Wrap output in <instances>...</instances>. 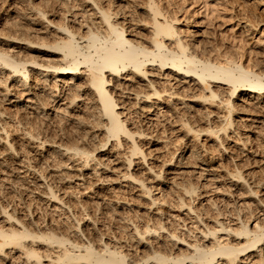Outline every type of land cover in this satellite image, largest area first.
Here are the masks:
<instances>
[{"label": "bare ground", "instance_id": "6f19581e", "mask_svg": "<svg viewBox=\"0 0 264 264\" xmlns=\"http://www.w3.org/2000/svg\"><path fill=\"white\" fill-rule=\"evenodd\" d=\"M84 1L89 2L88 5H90V9L92 10L91 16L94 17H88L86 15V18H80L81 20L79 19L80 21L78 20L76 23L78 29L74 28L73 25L71 26L65 23L67 20L66 16L69 14L66 12L67 10L65 11L66 14H63L62 21L54 22L47 18L46 11H42L38 8L35 10V7H32V9L36 11L35 18L32 20L37 21L39 25L37 30L34 28L38 31L36 33H39L38 38L36 37L37 40L29 37L31 33L26 37V32L24 33L26 40L23 36L19 38L20 35L14 37V39H22L21 41L24 39L27 41L26 46L28 45L35 48V51L40 53V56L34 55L27 58H17L8 53L6 51L7 49L5 51L3 49L0 50V91H4V99L8 100L6 102L11 104L10 106L16 105V108L20 110L29 109V113L38 112L45 115V111L43 112V110L47 108L48 102L41 103L40 106L38 102L39 100L42 101L40 98H44L45 101L49 98L54 104L59 102L54 109H52L53 113L59 115L64 113L65 110H68V108L74 107L75 103H77L76 101L80 100L79 98L82 95L88 94L91 97V104L88 109L94 116L95 126L98 131L100 130L99 134H102V140L97 142L99 144L97 146L95 145L96 147L94 146L92 149H86L76 144L72 146H68L67 144L64 146L60 144L59 141V144H54L42 140L38 142L40 144L38 148H43L44 145H47V155L49 156V154H51L52 156L53 154L60 157L62 159L61 164L63 169H67L69 163L76 161L78 163V167L76 166L79 168V170L77 169L78 171L90 170L91 172H89L94 174L97 173L101 166L107 170L112 169L107 163L109 161V154L107 153L110 152V148H116V150L118 149L117 151H119V148L121 149V147H123V153L121 155L123 158L120 157L119 153L118 156L116 155L117 153L112 151V153H115L114 155H116L115 157L119 162L123 161L121 165H124L125 168V171L118 177L128 178L127 184H132L135 181L137 183L136 185L139 186V191L142 193L141 196L148 199L149 203L152 205L156 203V200L160 201L158 196L153 197L151 194L153 186H149V184L145 183V179L138 177L136 173L130 171V167L134 163L136 164L139 159L144 164V162H147L148 158L141 142H139L140 139L144 140L148 133L143 131V129L133 128L134 124H132L133 122L131 121V123L129 119L130 113L143 114L144 116L142 117L146 118L149 123L156 122L159 117H163V119L166 117V121L169 119L173 121L175 129H183L185 135L191 134L192 137L197 138L201 133L208 135L212 141H217L218 146L222 147L223 150L226 149L223 147L224 139H229L240 151H251L252 147L246 146V144L251 141V138L247 133L241 132L243 116H238L239 121H234L232 116L234 113H242L252 117L258 116L253 120L255 122L254 124L258 122L260 125V123L264 122V115H262L264 114V69H254L252 68L254 64H251L252 66L249 65V63L244 64L241 62L242 59L240 56L234 58V55H230L231 53L228 54L227 52L230 50L226 53L222 51V53L216 47H206L203 42H200L201 39L200 41L199 39H195L191 42L192 37H194V31L188 28V30L181 29L179 25L181 23L189 24L194 22V13L188 12V8L192 2H188L187 0H177L176 3L174 0H138L137 2H135L136 0H107L109 3L107 6L106 2V5L103 4V0ZM207 1L208 0H205L204 2L203 0L204 4H206ZM193 3L195 2L193 1ZM74 5L76 6V3ZM134 6L136 7V11L133 8H128ZM221 6L223 5L221 4ZM84 14L85 13H83V15ZM35 21L31 22L33 23ZM247 21L248 20L240 21L243 22L241 28H245L249 25ZM125 23H127V26ZM237 23L239 22L237 21ZM47 36H50V40L44 39ZM3 38L0 37L1 40L5 41ZM8 39H10V36ZM43 54L46 56H42ZM38 57L40 59H38ZM26 63L30 64L27 65ZM36 76L41 77L38 78ZM135 77H137L138 80L134 81L136 82L134 84L131 81L135 79ZM170 81L173 82L171 83ZM169 82L172 85H166L167 83L169 84ZM221 85L226 89L224 90L223 88L222 90V88H220ZM12 86L17 87L16 89L18 91L11 92L9 88ZM233 99H237L239 102H234ZM189 102H192V104ZM196 104L200 107L204 105H209L211 107L215 106L223 110V114H221L222 116H220L218 123L215 121L214 123L210 120V114L213 112H211V110L209 111V109L206 110L205 106L202 113L205 116L204 118H206V125L203 128H195L194 125L191 124V117H193V113L197 109L194 107ZM176 105H179L178 108L184 107L185 109L183 108L184 110L180 112V109H178L179 111L177 110ZM248 106L251 107V111H249ZM38 108H41L40 111ZM127 109H129L130 112H127ZM4 110L2 111L3 113ZM72 111H76V109H72ZM2 112L0 110V113ZM8 112L5 111V114ZM72 115L76 124L82 121L81 118L83 116L79 119L76 117L77 114ZM19 119L20 121L18 122L22 125L25 116L22 115ZM153 120L155 121L152 122ZM249 124L251 125V123ZM2 130L3 135L1 133L0 142L5 143L4 146H6V151L9 150L12 152L14 149L13 142L8 141L11 134L8 133L7 129L2 128ZM26 130L24 128L20 133L24 138L31 139V137H33L32 134L28 132L29 130ZM38 140L36 139V141ZM51 141L52 140H50V142ZM109 141H111L110 143H112V145H109L110 147L107 148V152L98 155L97 153L99 151L104 150L103 148L101 149V147L106 146ZM182 141L183 139L179 142V145L173 149L171 157L168 159V164H166L164 160L165 162H162L161 166L166 165L169 167V170L174 167L176 169L180 167L179 165L182 164L180 162L183 156L180 153ZM9 153L7 152V154ZM199 153L200 151L197 152L193 147L187 155L198 158ZM104 155H108L104 158L108 160L107 162L101 157ZM134 158H137L136 161ZM145 169L151 172V177L153 179L160 178L162 181L166 180L161 169L154 170L149 164H145ZM204 170L205 169L201 166L199 167V171H196L195 174L199 177L203 174L202 171ZM181 172L182 171L174 173V175H181ZM79 174H81L80 179L82 178L81 176L84 177L82 172ZM226 174L227 176L229 175L233 183L240 184L242 182L245 184V195L243 194L245 197L252 198L253 194V197H255V195L257 196L258 189H253L249 183L250 181L247 182L243 172L239 169H233ZM182 178H184V176ZM182 178L176 181L173 175L169 176L168 180L171 186L169 185L168 188L171 189L173 187L172 189H174L176 194L175 206L178 208L187 206V211L191 212L194 207L192 209L190 203L193 202L190 200L194 201L196 196L199 195L198 189L208 186V184H210L208 181L216 179V177L208 173L206 179H203V177L201 182L188 184L182 182ZM215 189L218 190V188ZM49 192L53 199L58 198L55 192ZM161 194L165 196L163 191ZM161 194L159 193V196ZM210 199L212 198H209V200ZM262 199L258 197L256 204L262 206V211L264 213V201H262ZM119 201H117V199L115 200L116 203ZM187 201L190 202L187 203ZM242 201L245 202V200ZM102 202L104 201L102 200ZM210 202L214 203L212 205H216L214 201ZM58 207L61 208V206ZM158 211H160V208H158ZM4 213L7 214V218H13L15 223L13 222V224L7 228L0 226V254L5 253L4 250L6 247H14V249L21 251V255H24L23 257H25L28 264H44L42 263L44 260L42 259L43 256L49 257V260L46 257L49 264H135L136 262L127 260V254L121 250L120 246L111 245L107 240L106 242L101 241L100 246L96 247L91 240H79L80 242H78L76 239L77 242H73V239L70 240L65 235H55L51 230H36L37 232L33 233L34 231L31 230V232L15 215L13 216V214L9 212ZM234 214H232V216ZM240 214L241 212L238 210L236 216H233L229 220L228 218H226L227 220L215 219L212 226H210L206 223L204 224L202 222L203 220L201 221V217H199L200 214L198 215L197 212L195 217H193L197 221L200 220L203 227L197 228L198 233H200L199 237L196 238L195 235V238L191 241L180 236L179 234L181 233H176L174 230L172 231L167 227L166 233L160 234L161 232H159V230L157 231V229H164L165 227L162 225V222L159 221V227L152 230L154 238H159L160 235H164L162 236V238H165V240L163 239V243L166 241L172 243L174 246L176 244H181V246H176L178 250L176 253L168 252V254L162 252L158 247L159 245L157 246L158 248L151 247L150 254H147L144 259H141V261H138L136 264L146 263L149 259H152L154 264H240L244 262L249 264H264V216L254 218L250 216L251 219L248 216L247 218L249 219H243ZM66 215L67 214H65V216ZM66 218L67 216L65 219ZM65 222L67 223V221ZM68 224L70 226L67 228L71 235L75 234L78 237H82L79 235L81 232H79L77 225L75 226L74 223V225ZM195 226L197 227V225ZM146 227L149 226L147 225ZM133 229L138 228L133 227ZM149 229H145L148 234H150ZM145 231H141L143 235ZM132 232H134V230ZM141 232L137 231L132 233L133 235L131 234L135 242L137 241L140 243V241L146 239ZM28 238L30 240L28 242L30 243L27 242ZM36 240H38V242H44V244L49 247V249L47 247L46 249L50 250V252L53 250V254L48 252H46V254L43 252L44 254L42 255L39 253V251H37L38 248L33 246ZM252 256H254L253 260L251 258Z\"/></svg>", "mask_w": 264, "mask_h": 264}, {"label": "rangeland", "instance_id": "374dc122", "mask_svg": "<svg viewBox=\"0 0 264 264\" xmlns=\"http://www.w3.org/2000/svg\"><path fill=\"white\" fill-rule=\"evenodd\" d=\"M63 1L65 2V4ZM137 1L138 0H136L135 2ZM176 1L177 0H174L175 3ZM187 1L192 2L190 7L188 8V12L194 13V22L189 24L181 23L179 27L181 29H189L194 31V37H192L191 42H193L195 39H199V41L201 39L200 42H203L206 47H216L221 52L225 51L224 53L230 50L227 53H231L230 55L232 56L234 55V58H238L240 56V58L242 59L241 62H243L244 64H254L253 66L251 65L252 68H259L262 70L264 69L263 0H208L209 2L207 1V3L209 4L206 3L207 5L204 4L205 0L204 2L203 0ZM193 1L195 3H193ZM103 2V4L105 5L107 3L108 6L109 3L107 0H103ZM75 3L76 6L74 5ZM88 4L89 2H86L84 0H0V37H4L3 39L5 40L3 41L0 39V50L3 49L5 51L7 49L6 51L8 53L14 55L17 58H27L34 55L40 56V53L35 51V48L28 45L26 46L27 41H25V36L28 37L30 33L31 35L29 37H31V39L35 38L37 40L39 36V33H36L38 32L36 30L39 28V25L37 21L32 20L33 18H35L36 8L42 11H46L47 18L54 22L62 21V17L67 12L69 14L66 16L67 20L65 21V23H67L68 25L70 24L71 26L73 25L74 28H77L76 23L80 18H86V15L88 17H94L91 16L92 10L90 9V5ZM221 4L223 6H221ZM33 6L35 7V10L32 9ZM134 7L128 8H133L136 11V7ZM60 8L63 9L61 10ZM73 9L75 11V14ZM83 13L85 14L83 15ZM31 14L34 15L32 16ZM241 20H248L247 23L250 25V27L248 25L245 28H241L243 24V22H240ZM31 21L35 22L32 23ZM237 21L239 23H237ZM125 25L127 26V23H125ZM18 35H20L19 38L22 36L25 38V40L23 39L24 42L21 41L22 39H14V37H18ZM9 36L10 39H8ZM47 37L44 39L50 40V36ZM23 44L25 45V47ZM42 56L46 55L43 54ZM38 59L40 58L38 57ZM36 77L40 78L41 76ZM137 80L138 78L135 77V79H132L131 82L135 84L136 82L134 81ZM170 82L172 83L173 81ZM170 82L166 85H172ZM12 87L9 88L11 92L18 91L16 89L17 87ZM220 88H222V90L223 88L224 90L226 89L225 87H223V85H221ZM1 92L2 91H0V110L1 112L4 109L5 110L4 113H0V136L1 133L3 135L2 128L7 129L8 133L11 134H9V138L7 137L8 141L13 142L14 146L12 152L9 150L6 151V146H4L5 143L0 142V211L2 210L0 212V226H2L3 228L9 227L14 222L13 218H7V214L4 213L9 212L13 214V216L15 215L17 219L21 220L30 231H34L33 233H36L38 230H51L53 233H55V235H65L70 240L73 239V242H77V240L78 242H80L79 240H91V242L93 241L92 243L96 247L100 246L101 241L106 242L107 240L109 243H111V245H115L117 247L120 246L121 250L125 254H127L126 259L132 262L136 261V264L138 261H141V259H144L147 254H150L151 247H159L162 252L168 254V252L176 253L178 251L176 246H181V244H176L174 246L172 243H168L166 241H164L163 243V239L165 240V238H162V236L164 235H160L159 238H154L152 230H155L159 227V221L162 222V225H164L165 227L164 229H157V231L159 230V232H161L160 234H165L167 227L172 231L174 230L176 233H181L179 234L180 236H183L186 240L191 241L195 238V235L196 238L199 237L200 233H198L197 228L203 227V224H201L202 222L204 224L206 223L207 225L212 226L215 219L219 218V220H227L226 218H228L229 220L233 216H236V212L238 210L241 212L240 215L243 219H251V217L254 218L264 216L262 206L256 204L258 197L259 199L263 198L262 201H264V122L260 123V125L258 122L254 124L255 122L253 120H255V118L258 116L252 117L242 113L233 114L232 118L234 119V121H239L240 115L241 117L243 116V123L240 121L241 132L243 131L244 133H247L251 138V141L246 144V146L252 147L251 151H240L239 148L233 145V142H231V140L229 139H224L223 147H225L226 149L223 150L222 147L218 146L217 141H212V139L208 135H204L201 133L198 138L192 137L191 134L185 135L183 129H175V124L173 123V121L171 119L166 121V117L164 119L163 117H161L162 119L159 117L156 122H154L155 120H153L152 122H154V124L149 123L146 118H143V114L139 115L138 113L134 112L130 113L129 119L130 122L132 121L133 123H131L134 124L133 128L143 129V131H146V133H148V135H146L145 137L146 139L144 138V140H139L144 151H146L148 155L147 162H144L143 164V162H141V160L139 159L136 164L134 163L130 167V171L136 173L138 177L145 179V183L149 184V186H153L151 194L153 195V197L158 196L160 201L162 202L156 200V203L152 205L149 203L148 199H145L141 196L142 193L139 191V186L136 185L137 183L135 181L132 184H127L128 178L118 177L125 171V168L124 165H121L123 161L119 162L115 156H119L120 154V157L123 158L121 156L123 153V147H121V149L119 148L120 152L117 151L118 149L116 150V148H110V152L107 153L109 154V156H101L105 162H107L108 160L104 158L108 156L109 161L107 163L112 167L113 170H107L104 169L103 166H101L98 169L97 173L94 174L90 173V170L78 171L79 168H77L78 163L76 161L69 163V167L67 169H63L61 164L62 159L60 157L53 154L52 156L51 154H49V156L47 155V145H44L43 148H38V145H40L38 142L42 140H46L48 143H60L64 146L67 144L68 146L76 144L79 145V147L83 146L86 149H92L95 145L97 146L99 144L97 142H100V140H102V134L100 133V136V130L98 131L95 126L94 116L88 109L89 105L91 104L90 95H82L79 98L80 100L76 101L77 103H75L74 105V107L76 106L75 108L72 106L71 108H68V110H65L64 113L59 115L53 113L52 110L59 102L54 104V102L50 101L48 97V99L45 98L46 101L44 100V98H40L42 99V101L39 100V106L41 103L48 102L47 108L43 110V112L45 111V115H42L38 112L29 113V109L20 110L19 108H16V105L10 106L11 104H8V102H6L8 100L4 99V91L2 93ZM47 100H49L50 102ZM233 100L234 102H239V100L237 99ZM190 104H192V102ZM178 106L177 110L180 109V112L185 109L184 107L178 108ZM205 106L206 110L209 109V111L211 110V112H213L210 114V120L213 122L215 121L218 123L220 116H222L221 114H223V110H220L215 106L211 107L209 105H204L200 107L196 104L194 105V107L199 109H196V111L194 112L195 114L193 113V117H191V124L194 125L195 128H203L206 125V118H204L205 116L202 113ZM248 108L249 111H251V107L248 106ZM38 109L40 111L41 108ZM72 109H76V111H72ZM129 109H127V112H130ZM5 111H9V114H5ZM217 112L219 115L217 114ZM72 114H77L76 117H78L79 119L81 116H83L81 118L82 121L77 123L78 125L72 118ZM22 115L25 116V120L23 121L25 124L22 123L23 126L18 122L20 121L19 117ZM249 123H251V125ZM24 128L25 130L27 129L26 131L29 130L28 132L32 134L33 137H31V139L24 138L20 133ZM36 139L39 140L36 141ZM182 139L183 143H181L182 145H180L181 150L179 149L181 155H183L180 162L182 164L179 165L180 167H178L177 169L174 167L169 170V167H167L166 165L161 166V163L165 161V163L168 164V159H170L173 149L179 145V142ZM50 140L52 141L50 142ZM110 142L111 141H109L106 146L101 147V149L103 148L104 150L99 151L97 154L99 155L104 154V152L106 153L108 150L107 148L110 147L109 145H112V143ZM193 147L197 152L200 151L198 158L187 155L189 154L190 149ZM112 151L117 154L114 155L115 153H112ZM7 152H10L11 154H9L11 156L7 154ZM136 159L137 158H134L135 161ZM145 164H149L153 167L154 170L161 169L163 171V175L166 177V180L162 181L160 180V178L153 179L151 177V172L145 169ZM201 166L205 170L202 171L203 174L198 177L195 173L196 171H199V167ZM233 169H239L241 172H243V175L246 177L247 182L250 181L249 183L251 184L253 189H258L257 196L255 195V197H253L254 194L252 195V198L244 196L246 188L245 184L242 182L240 184L233 183L229 175L227 176L226 174ZM175 170H177L178 172L182 171L181 175H174V173H178ZM58 172H60L61 174ZM81 172L84 177L81 176L82 178L80 179L81 174L79 173ZM208 173L213 174L216 179L208 181L210 183L208 184V186L200 187L198 189L199 195L196 196V199L194 201L190 200L191 202H193L190 203L192 209L194 207V209L198 212V215L200 214L199 217H201V221L203 220L200 223V220L197 221L196 219H194L195 214H197L194 209V211L192 210L193 212H188L187 206H184L182 208H178L177 206H175L176 194L174 192V189H172L173 187H170L171 189L168 188L171 184L168 180V177L173 175L174 179H176V181H179V178H182L184 176V178H182L183 180H181L182 182L188 184L201 182L203 177V179H206ZM215 188H218V190H216ZM49 191L55 192V194L58 195V198L53 199L51 194H49ZM160 191H163V194L165 196H162ZM159 193L161 194L160 196ZM209 198L212 199L209 200ZM116 199L117 201H121L116 203ZM102 200L104 202H102ZM242 200H245V202ZM190 201H187V203ZM210 201H214L216 205H212L214 203H211ZM238 201L242 203H239ZM56 205L61 206V208ZM158 208H160V211H158ZM65 214H67L66 219ZM232 214L234 215L232 216ZM248 216L249 218H247ZM4 217H6L7 219ZM65 221H67V223ZM68 223H70L71 225L75 224V226L77 225L79 232H81V234L79 235H81L82 237H78L73 233V235H71L67 228L68 226H70ZM147 225L149 227H146ZM195 225H197V227ZM133 227H137L138 229H133ZM144 228H150V234H148ZM133 230L134 232L145 231L146 234L144 233L143 235L142 232L141 234L145 236L146 239H143V242L140 241V243L137 241L135 242V239L133 238V236H131V234L134 233L132 232ZM151 232L153 235L151 234ZM28 241H30L29 238L27 239V242ZM39 242L38 240H36L34 242L35 244L33 245L34 247L38 248L37 251H39V253H41L42 255L46 252L53 254V250L50 252V250H48L49 247H47L44 242ZM46 247L48 249H46ZM4 251L7 254H0V264H28V262L25 260V257H23L24 255H21V251L14 249V247H6ZM46 257L47 256L42 257V259H44L42 263L49 264V257H47L48 260H46ZM251 258L253 260L254 256H252ZM143 264H154V261L152 259H149L148 261H146V263ZM240 264L249 263L244 262Z\"/></svg>", "mask_w": 264, "mask_h": 264}]
</instances>
